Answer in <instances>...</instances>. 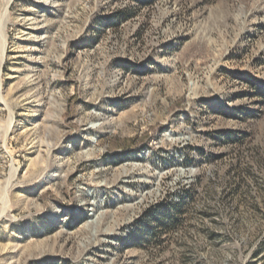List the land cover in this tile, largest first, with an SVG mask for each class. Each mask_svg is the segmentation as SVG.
<instances>
[{
  "label": "rangeland",
  "instance_id": "1",
  "mask_svg": "<svg viewBox=\"0 0 264 264\" xmlns=\"http://www.w3.org/2000/svg\"><path fill=\"white\" fill-rule=\"evenodd\" d=\"M0 264H264V0H0Z\"/></svg>",
  "mask_w": 264,
  "mask_h": 264
},
{
  "label": "trees",
  "instance_id": "2",
  "mask_svg": "<svg viewBox=\"0 0 264 264\" xmlns=\"http://www.w3.org/2000/svg\"><path fill=\"white\" fill-rule=\"evenodd\" d=\"M189 191L190 190H188V191H184V193H182V196H183V194L185 195V196H190V194H189ZM184 202H185V199L182 197V198H180V201L179 202H177L174 206H172L173 205V203L172 204H170V208L171 209H174V210H176L175 212H177V211H179V207H181L183 204H184ZM172 206V207H171ZM180 213H182V211H181V209H180ZM175 216L174 215H171V217L168 219V220H170V223H167V218H165V219H155V221L157 222V227H164V228H166V227H168V226H170L171 225V223H172V221L173 220H175ZM172 224H174V223H172Z\"/></svg>",
  "mask_w": 264,
  "mask_h": 264
}]
</instances>
